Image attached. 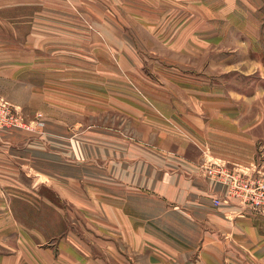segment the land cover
Listing matches in <instances>:
<instances>
[{"label":"crops","instance_id":"obj_1","mask_svg":"<svg viewBox=\"0 0 264 264\" xmlns=\"http://www.w3.org/2000/svg\"><path fill=\"white\" fill-rule=\"evenodd\" d=\"M76 1L0 0V264H264L204 167L264 172V0Z\"/></svg>","mask_w":264,"mask_h":264},{"label":"built area","instance_id":"obj_2","mask_svg":"<svg viewBox=\"0 0 264 264\" xmlns=\"http://www.w3.org/2000/svg\"><path fill=\"white\" fill-rule=\"evenodd\" d=\"M44 124L39 117L28 119L22 107L0 97V135L12 128L38 131ZM204 167L208 176L214 177L228 187V195L225 198L214 199L216 205L234 199L241 206L264 216V172L260 170L258 164L250 168L209 161Z\"/></svg>","mask_w":264,"mask_h":264},{"label":"rangeland","instance_id":"obj_3","mask_svg":"<svg viewBox=\"0 0 264 264\" xmlns=\"http://www.w3.org/2000/svg\"><path fill=\"white\" fill-rule=\"evenodd\" d=\"M105 1V2H104ZM128 0H122V7H120V9H117V10H120L122 11V15H124L125 17H127L128 19L133 16L135 14V12L138 14H145V15H151L152 13L149 12V11H146V9L144 7L140 8V9H137V8H131L129 3L127 2ZM84 2H86L88 5H83V3H81V0L79 1H76L75 5L77 6V8L81 11L82 7H87L89 8V10L92 11V13L94 14H98V15H101V14H106V15H114V9H113V0H87ZM99 2L101 4V6L99 7ZM104 6V7H103ZM156 9V8H155ZM160 10V7L157 8V10ZM90 13V12H89ZM159 15H160V12H159ZM137 17H135L136 19ZM107 25H110V22H108ZM112 25V24H111ZM139 25H135V24H124L123 27H124V30L126 31V36L128 37V35L130 34V28L132 27H135L134 30H136V28H138ZM123 30V31H124ZM139 30V29H138ZM130 37V36H129ZM130 47V40L128 38L127 42L125 43V48H129ZM252 58H254L252 56ZM123 63L127 64L129 63L128 60H125L123 61ZM259 76V73H253L252 75H250V78H254V79H257ZM235 78H240V77H235ZM17 105V104H15ZM19 106V105H18ZM23 109V108H22ZM24 111V110H23ZM28 117V116H27ZM30 118H34V117H28V119ZM264 156V155H263Z\"/></svg>","mask_w":264,"mask_h":264}]
</instances>
